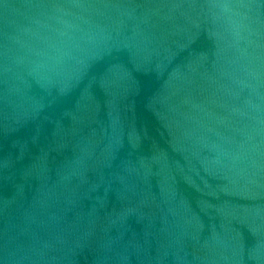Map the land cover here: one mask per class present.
<instances>
[{"label":"water","instance_id":"95a60500","mask_svg":"<svg viewBox=\"0 0 264 264\" xmlns=\"http://www.w3.org/2000/svg\"><path fill=\"white\" fill-rule=\"evenodd\" d=\"M0 264H264V0H0Z\"/></svg>","mask_w":264,"mask_h":264}]
</instances>
